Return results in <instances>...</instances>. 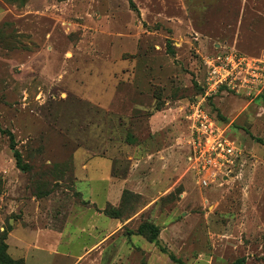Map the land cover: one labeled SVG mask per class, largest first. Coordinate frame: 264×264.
Here are the masks:
<instances>
[{"label":"rangeland","instance_id":"obj_1","mask_svg":"<svg viewBox=\"0 0 264 264\" xmlns=\"http://www.w3.org/2000/svg\"><path fill=\"white\" fill-rule=\"evenodd\" d=\"M230 50L264 63V0H0V125L31 167L17 168L0 133L6 253L24 260L8 245L19 224L65 227L84 200L78 181L104 173L100 156L113 161L117 191L106 206L118 225L70 264H178L170 254L184 264H264L263 92L223 87L207 99L243 152L232 175H199L188 159L187 106L206 60ZM164 137L175 150L167 168L153 156L139 162ZM144 223L159 228V245L139 234Z\"/></svg>","mask_w":264,"mask_h":264},{"label":"crops","instance_id":"obj_2","mask_svg":"<svg viewBox=\"0 0 264 264\" xmlns=\"http://www.w3.org/2000/svg\"><path fill=\"white\" fill-rule=\"evenodd\" d=\"M165 140L164 137L155 155L141 156V160L138 159L139 162H148L147 158L153 156L152 160L155 161L157 167L167 168V161L170 157L175 156V150L172 148V139L169 143L164 142ZM93 158L103 160V164L100 165L101 167L105 165L104 173L99 177L95 175L96 177L90 179L85 176L86 179L78 181L79 186L86 183L85 192L77 186L82 197L90 203V206H74L66 217L65 227L59 231L40 227L32 229L29 226L25 227L19 224L16 229H13L8 239L11 255L16 258H23L26 264H70V262L80 259L97 244L114 234L118 223L115 219L102 213L107 203H115L114 197L117 190L114 189L116 184L112 180L113 161L109 157L95 156ZM86 159L87 157L84 160ZM130 159L135 161L133 157H130ZM89 160L81 164L82 168L89 169L91 166ZM124 183L125 181H123ZM162 186L163 180H160L155 190H160ZM98 191L103 193L101 200L96 194ZM64 240L67 243H64ZM62 245H64L62 248L64 250L60 248ZM80 245H82V248L73 252L74 248Z\"/></svg>","mask_w":264,"mask_h":264},{"label":"built area","instance_id":"obj_3","mask_svg":"<svg viewBox=\"0 0 264 264\" xmlns=\"http://www.w3.org/2000/svg\"><path fill=\"white\" fill-rule=\"evenodd\" d=\"M206 64L204 94L190 102L186 110L188 159L192 170L199 175L209 170L232 175L243 152L211 114L207 99L223 87L243 95L257 96L264 91V63L230 50L209 57Z\"/></svg>","mask_w":264,"mask_h":264},{"label":"trees","instance_id":"obj_4","mask_svg":"<svg viewBox=\"0 0 264 264\" xmlns=\"http://www.w3.org/2000/svg\"><path fill=\"white\" fill-rule=\"evenodd\" d=\"M199 86H200L199 87L200 92L198 93V95L194 96L195 99L198 97H201L204 94V85H199ZM261 98H264V91L261 95ZM193 100H194V98H192V101ZM211 114L216 118L215 114H213L212 112H211ZM218 123H219V121H218ZM0 133L3 135H6L9 138V147L13 151V155H14V158L16 161L17 168L20 169L22 172H29L31 167L28 163H23L22 154L17 149V143H16L15 136L12 133V131H10L9 129H4L0 125ZM81 204L84 206L90 205V203L88 201H85L82 199H81ZM103 212L111 218H118L119 217L118 211H116L114 208H112V206L110 204H108L105 207ZM138 232H139V234L144 236L149 242L155 243L156 245H159L158 236H159L160 230L156 225L151 224V223H144L140 226ZM6 237H7V235L5 236V238ZM6 250H7V245L1 244L0 245V264H25L24 260L12 259L10 257V255H8L6 253ZM161 250H163L164 252L165 251L167 252V250L164 247H161ZM170 257L174 262H176L178 264H184V262L181 259L176 258L174 255L170 254ZM245 262H246L245 258H238L237 260H235L233 262V264H245Z\"/></svg>","mask_w":264,"mask_h":264}]
</instances>
